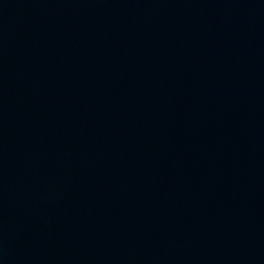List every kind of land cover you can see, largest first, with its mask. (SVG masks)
<instances>
[{
	"label": "water",
	"instance_id": "obj_1",
	"mask_svg": "<svg viewBox=\"0 0 264 264\" xmlns=\"http://www.w3.org/2000/svg\"><path fill=\"white\" fill-rule=\"evenodd\" d=\"M0 264H264V0H0Z\"/></svg>",
	"mask_w": 264,
	"mask_h": 264
}]
</instances>
